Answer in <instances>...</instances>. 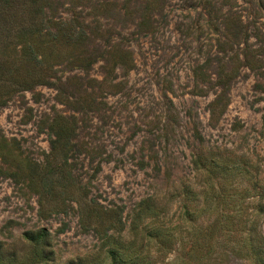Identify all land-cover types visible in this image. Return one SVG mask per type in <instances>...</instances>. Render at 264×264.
<instances>
[{"label":"rangeland","instance_id":"1","mask_svg":"<svg viewBox=\"0 0 264 264\" xmlns=\"http://www.w3.org/2000/svg\"><path fill=\"white\" fill-rule=\"evenodd\" d=\"M79 5L88 41L38 52L55 86L0 107L2 261L111 264L114 246L137 264H255L264 0ZM42 230L38 263L23 234Z\"/></svg>","mask_w":264,"mask_h":264},{"label":"trees","instance_id":"2","mask_svg":"<svg viewBox=\"0 0 264 264\" xmlns=\"http://www.w3.org/2000/svg\"><path fill=\"white\" fill-rule=\"evenodd\" d=\"M79 4L83 6V0H0V107H4L12 95L21 92L35 95L37 86H55L45 80L49 69L38 52L48 44L79 46L88 41V35L98 28L84 22V12L76 10ZM96 6L99 8L98 4ZM96 6L92 4L90 8L97 9ZM62 9L66 17H58V10ZM262 120L264 123V114ZM62 131L64 133V128L57 126L58 135ZM23 239L36 248L38 263L51 259L50 238L45 230L25 232ZM260 240L248 239L255 264H264ZM106 255L111 264H137L139 261L138 257L128 258L124 251L114 246L106 250ZM4 260L0 258L2 264L12 261L9 257Z\"/></svg>","mask_w":264,"mask_h":264}]
</instances>
